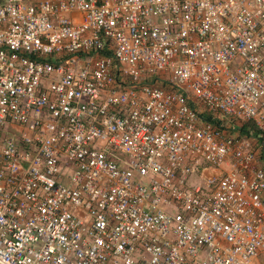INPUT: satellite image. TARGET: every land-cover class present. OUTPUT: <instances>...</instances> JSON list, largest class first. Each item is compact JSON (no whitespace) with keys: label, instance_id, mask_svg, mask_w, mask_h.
<instances>
[{"label":"built area","instance_id":"obj_1","mask_svg":"<svg viewBox=\"0 0 264 264\" xmlns=\"http://www.w3.org/2000/svg\"><path fill=\"white\" fill-rule=\"evenodd\" d=\"M0 264H264V0H0Z\"/></svg>","mask_w":264,"mask_h":264},{"label":"trees","instance_id":"obj_2","mask_svg":"<svg viewBox=\"0 0 264 264\" xmlns=\"http://www.w3.org/2000/svg\"><path fill=\"white\" fill-rule=\"evenodd\" d=\"M240 130L242 132L241 134L246 135V136H249L250 133H253V134L256 133V129L252 124L244 125Z\"/></svg>","mask_w":264,"mask_h":264},{"label":"rangeland","instance_id":"obj_3","mask_svg":"<svg viewBox=\"0 0 264 264\" xmlns=\"http://www.w3.org/2000/svg\"><path fill=\"white\" fill-rule=\"evenodd\" d=\"M198 180V175H193L190 179H189V183H194L195 181Z\"/></svg>","mask_w":264,"mask_h":264}]
</instances>
